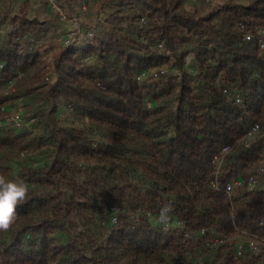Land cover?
Here are the masks:
<instances>
[{
  "label": "trees",
  "instance_id": "trees-1",
  "mask_svg": "<svg viewBox=\"0 0 264 264\" xmlns=\"http://www.w3.org/2000/svg\"><path fill=\"white\" fill-rule=\"evenodd\" d=\"M39 2L0 0V174L29 188L0 264H264V171L211 184L264 169V0H79L69 42Z\"/></svg>",
  "mask_w": 264,
  "mask_h": 264
},
{
  "label": "built area",
  "instance_id": "built-area-1",
  "mask_svg": "<svg viewBox=\"0 0 264 264\" xmlns=\"http://www.w3.org/2000/svg\"><path fill=\"white\" fill-rule=\"evenodd\" d=\"M51 8L53 9L54 12L56 13H59L61 15L62 18H65V14L64 12L62 11V7L61 5H59L57 3L56 0H48ZM86 3L83 4V8H86ZM71 21L73 22L72 24V28L70 29L69 33H68V40L67 42L73 40L74 39H77L78 41H81L80 38H77V33L80 32L79 30L80 29V23H79V20H78V17L77 16H74ZM4 33V29L1 28L0 29V36L1 34ZM91 35V33H90ZM246 39L248 40H251L254 38L253 34L252 33H247L245 35ZM256 40L257 42L259 43L260 47L261 48H264V34H260L258 36H256ZM2 63H0V69L2 68ZM22 72L19 71L16 78L17 77H21L22 76ZM11 83H13V80H11ZM21 109L17 110V111H14V112H11V113H8L7 116H6V119L7 121H10V122H13L15 123L16 125H20L21 124ZM259 128V123H255L252 127V129L249 131V135L252 134L253 132L257 131ZM231 151V146L229 145H225L221 148V150L219 152H217L213 158V162L215 164L218 165V167L221 166L222 162L225 160L226 156L230 153ZM264 169L261 168L259 170V174H251L249 175L248 177L246 178H236L234 180H227L225 181L223 184L220 183L219 181V178L218 176H216L215 178H213L211 180V184L217 188V189H221L223 190L224 192H226L228 195H233L237 190L239 189H242V188H246L247 190H254L256 188H258L262 183H263V180H262V177H261V174L263 173ZM117 217L115 216L114 217V220H116ZM158 220L160 221V216H158ZM171 222H172V219L171 217H168V220L167 222H163L165 224V227L168 228L170 225H171ZM263 223V221H262ZM177 225L183 227L184 226V221L183 220H179L177 222ZM203 232H205V229L202 230ZM225 242V239L224 238H221V237H215L214 239L212 240H208L207 241V245L210 246V247H213L215 245H219L221 243ZM253 249H257V245L255 243H251ZM242 253V245H240V250H239V254Z\"/></svg>",
  "mask_w": 264,
  "mask_h": 264
},
{
  "label": "clouds",
  "instance_id": "clouds-1",
  "mask_svg": "<svg viewBox=\"0 0 264 264\" xmlns=\"http://www.w3.org/2000/svg\"><path fill=\"white\" fill-rule=\"evenodd\" d=\"M29 188L27 182L16 177L7 178L0 174V232L9 231L17 220V208L28 197ZM172 210L170 204L165 205L160 213V221L167 222L168 213Z\"/></svg>",
  "mask_w": 264,
  "mask_h": 264
},
{
  "label": "rangeland",
  "instance_id": "rangeland-1",
  "mask_svg": "<svg viewBox=\"0 0 264 264\" xmlns=\"http://www.w3.org/2000/svg\"><path fill=\"white\" fill-rule=\"evenodd\" d=\"M39 1L40 0H32L33 5L37 10L39 9V7H41V3ZM73 1H74L73 2L74 6H73V11H71V13L66 12L65 9L62 8V11L65 14V18H62L59 13H57V14L61 17L62 21L64 22V26H65L66 30H68V31L72 28L73 22L71 21V19L74 16H77L79 23H80V29L81 30H79L80 32L77 33L76 37L83 40V38L85 37V33L83 31V26H84V23H86V19H88V16H86V14H84L85 11L82 12V10L80 9V7L78 5L79 0H73ZM89 36H90V34H89ZM14 90H15V87H8V88H5V93H11V92H14Z\"/></svg>",
  "mask_w": 264,
  "mask_h": 264
}]
</instances>
